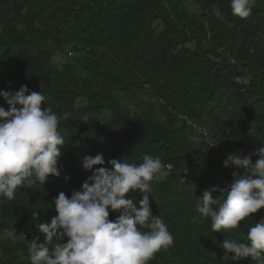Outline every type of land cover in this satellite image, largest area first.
Returning a JSON list of instances; mask_svg holds the SVG:
<instances>
[{"label": "trees", "instance_id": "trees-1", "mask_svg": "<svg viewBox=\"0 0 264 264\" xmlns=\"http://www.w3.org/2000/svg\"><path fill=\"white\" fill-rule=\"evenodd\" d=\"M194 1L201 12L190 13L182 0H0V91L22 85L42 91L41 107L58 115L66 142L60 177L20 187L13 200L0 197V264H30L32 240L43 241L37 223L57 215L59 193L80 190L91 175L82 161L97 154L104 167L112 159L139 164L145 154L171 165L151 182L149 200L173 244L149 264H237L223 259L220 245L228 234L213 232L196 205L204 190L233 182L236 169L225 168L222 157L253 147L224 149L219 157L204 135L198 144L189 141V121L204 122L229 91L250 137L264 141V0H256L246 19L232 15L230 0ZM245 33L252 36L239 41ZM70 50L77 55L62 67L55 63ZM141 92L156 106L147 101L131 108L129 100ZM0 106L10 107L2 96ZM211 173L220 177L206 187ZM192 179L201 182L197 189ZM132 197L139 207L142 194L126 198ZM118 215L110 212V219ZM261 220L264 208L241 222V243Z\"/></svg>", "mask_w": 264, "mask_h": 264}, {"label": "clouds", "instance_id": "clouds-1", "mask_svg": "<svg viewBox=\"0 0 264 264\" xmlns=\"http://www.w3.org/2000/svg\"><path fill=\"white\" fill-rule=\"evenodd\" d=\"M255 3L230 0L232 15L248 18ZM0 96L10 106H0V197L13 200L20 187L45 185L49 177L61 176L58 165L66 142L58 131V115L51 107H41L46 101L42 91L22 85L14 93L0 91ZM107 163L110 167H104L103 154L84 157L82 167L91 175L71 196L59 193L54 200L57 215L50 223H37L43 241L39 236L32 240L30 264H149L173 244L149 200L151 182L171 165L149 154L139 164L117 159ZM223 166L236 169L233 182L204 190L196 210L210 219L213 232L228 234L220 245L225 261H264V220L248 229L247 243L239 241L236 231L264 208V144L247 155L229 154ZM217 191L222 194L214 198ZM135 192L143 197L139 207L134 197L126 198ZM110 212L119 213L114 221Z\"/></svg>", "mask_w": 264, "mask_h": 264}, {"label": "rangeland", "instance_id": "rangeland-1", "mask_svg": "<svg viewBox=\"0 0 264 264\" xmlns=\"http://www.w3.org/2000/svg\"><path fill=\"white\" fill-rule=\"evenodd\" d=\"M182 2L183 6L190 13L201 12L198 7L199 5L194 0H182ZM160 27L161 25H158V28ZM245 36L251 37L252 35H246V33L241 34L239 35V41H242ZM261 41L264 45V41ZM261 47L263 46L261 45ZM75 55H77V53L72 50H70L67 55L59 53V55L55 57L54 61L60 67H62L67 59H71ZM244 81L247 82L248 78H244ZM149 97L150 96L145 92L139 93V95L135 97V102L132 99L129 100L131 108L136 107L137 105L147 106V101L149 103H153L156 106L154 99H150ZM230 97V92L225 91L224 95H222V98L217 103L213 104L212 108L209 110V113L206 115L204 122L195 124L189 121V124H191V127L189 128L191 133L189 141H192L193 144H198L203 140L204 135L206 137L205 140L211 143L213 147L217 148V155L219 157L223 156L222 150L224 149H232L234 147L238 148L245 144L252 145V149L247 148L246 150V147L243 148V152L241 155H247L250 152H253L261 144H264L263 140L256 141L254 140V138L250 137V135H252V132L249 129V125H245L242 123L243 114L240 110L236 109L237 106H235ZM82 103H85V101H79L78 104ZM225 159L226 157H222L223 162ZM219 177L220 176L218 174L211 173L205 180V186L209 187L217 185V180L219 179ZM200 184V181L192 179L191 186L194 189H197Z\"/></svg>", "mask_w": 264, "mask_h": 264}]
</instances>
